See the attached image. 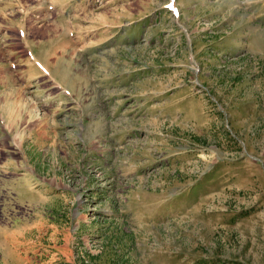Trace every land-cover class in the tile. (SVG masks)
<instances>
[{
    "label": "rangeland",
    "instance_id": "obj_1",
    "mask_svg": "<svg viewBox=\"0 0 264 264\" xmlns=\"http://www.w3.org/2000/svg\"><path fill=\"white\" fill-rule=\"evenodd\" d=\"M0 264H264V0H0Z\"/></svg>",
    "mask_w": 264,
    "mask_h": 264
}]
</instances>
